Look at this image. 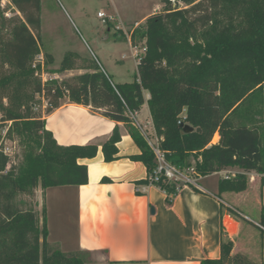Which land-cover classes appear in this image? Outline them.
I'll list each match as a JSON object with an SVG mask.
<instances>
[{"label":"trees","instance_id":"trees-1","mask_svg":"<svg viewBox=\"0 0 264 264\" xmlns=\"http://www.w3.org/2000/svg\"><path fill=\"white\" fill-rule=\"evenodd\" d=\"M10 1L25 21L14 22L10 37L0 39V264L89 262V252L62 251L48 241L45 205L41 222L37 210L16 202L21 194L34 195L38 187L87 184L88 166L81 161L95 158L99 151L92 143L58 144L46 128L45 116L35 110L36 95L49 99L45 114L67 97L125 123L141 151L130 158L147 168L148 176L141 183L149 184L157 167L156 156L132 116L145 103L168 161L181 169L194 167L202 176L229 167L243 170L220 179L219 193L245 191L248 173L264 174V128L259 124L264 108V0H178L187 8H174L165 0L164 9L134 32L146 39V49L131 81L116 82L98 64L92 71L47 83L37 76L41 64L33 67L41 53V0ZM6 11L0 7V32L9 21ZM70 65L63 63L58 71L72 69ZM182 123L193 130L186 132ZM216 133L220 140L212 143ZM15 138L23 153L21 161L12 165L1 146ZM119 141L117 125L102 144L106 162L119 159ZM261 183L263 189L264 177ZM154 185L167 194L171 205L179 191L176 183L162 176ZM260 224H264V206ZM233 249L234 240L222 226L221 256L204 258L200 264H263L262 256L254 260Z\"/></svg>","mask_w":264,"mask_h":264},{"label":"crops","instance_id":"crops-1","mask_svg":"<svg viewBox=\"0 0 264 264\" xmlns=\"http://www.w3.org/2000/svg\"><path fill=\"white\" fill-rule=\"evenodd\" d=\"M146 98H149L148 93ZM44 116L46 128L53 133L58 144L92 143L99 147L95 158L81 161L88 166L89 182L81 186L68 185L67 188V193L76 203L75 251L85 250L93 255V261L104 264H200L204 258L221 256L224 226L225 232L234 240V252L244 251L245 236L254 233L253 249L255 251L260 243L262 250L258 256H262L264 264V224L252 222L239 207H247L251 200L257 199L261 219L264 174L248 173L250 180L245 191L219 193L220 179L243 172L239 167H229L203 176L200 184L205 191L181 187L168 205L167 194L161 188L140 182L147 178V168L142 162L130 158L141 151L125 123L111 120L67 97L61 100L58 108ZM136 118L143 130L154 135L147 103ZM259 124L264 128V121ZM117 125L121 132L118 143L120 157L106 162L102 144L110 138ZM215 135L220 140L219 133ZM210 176H217V181L207 182ZM104 177L111 181L103 182ZM230 209L249 224L244 226L242 221L235 220ZM232 222L237 225L235 233L230 230L234 225ZM242 231L245 238L243 242L237 241ZM254 253L257 258V253Z\"/></svg>","mask_w":264,"mask_h":264},{"label":"rangeland","instance_id":"rangeland-1","mask_svg":"<svg viewBox=\"0 0 264 264\" xmlns=\"http://www.w3.org/2000/svg\"><path fill=\"white\" fill-rule=\"evenodd\" d=\"M9 2L11 1L9 0ZM9 2L6 5V8L10 10L9 21L7 28L0 32V39H2L1 37H10L11 25L14 22L25 21L24 15ZM165 5V0H41L40 54L43 55L44 65L39 61L41 70L37 71L38 78L42 83H47L52 79L62 81L74 75L92 71V68L99 64L111 75H116L114 76L115 81H131L138 64L135 54L138 52L141 56L146 49V39H141L134 32L139 26L146 25L145 18L151 15L156 8H160L157 10L159 13ZM181 5L183 8L188 7L183 2ZM0 7L3 9L1 4ZM99 12L112 15L114 19L106 18L104 22L103 18L99 17ZM63 63L71 64L72 69L58 71ZM261 93L264 101V89ZM6 101L4 99V102ZM48 102L49 99L45 96L36 95V112L45 115ZM262 114L264 121V108H262ZM135 119L137 120L136 114ZM4 128L6 131L8 126ZM146 132L148 133V131ZM150 135L154 140V135ZM218 140V136L215 135L212 143ZM1 150L8 154L12 165L18 164L22 159L23 147L17 138L3 141ZM215 181H217V176H210L207 179L209 183ZM67 188L68 185L50 187L46 190L38 187L34 195L21 194L17 197L16 202L23 208L33 207L37 210L41 222L42 210L45 205L49 229L48 241L58 245L62 251L70 252L76 249L77 214L76 203L67 193ZM250 202L247 207L240 205L239 207L250 217L252 222H260L258 201L256 199ZM233 218L239 222L242 221L244 226L249 224L240 215H233ZM236 227L237 225L234 223L230 229L232 233L238 231ZM244 231H242L240 239H237V241L243 242L246 237V242L244 241L242 246L245 247V250L240 252L258 260L262 250L261 245L259 243L254 251V233L250 232L248 237H244ZM254 252L257 253V258L253 256ZM87 258L89 260L87 264H104L93 261L91 254Z\"/></svg>","mask_w":264,"mask_h":264},{"label":"built area","instance_id":"built-area-1","mask_svg":"<svg viewBox=\"0 0 264 264\" xmlns=\"http://www.w3.org/2000/svg\"><path fill=\"white\" fill-rule=\"evenodd\" d=\"M169 1L172 4V7L183 8V6L181 5L182 4L181 1H178V0H169ZM8 2L9 0H2L0 3L3 9H7V11L5 12V15L7 17H9L10 15L9 14L10 10L6 8V5ZM9 3L11 4V2ZM98 15L99 17L103 18L104 22L106 21V18L110 20L114 19V16L107 15L104 12H99ZM135 55H136V58H139L138 52H136ZM42 60H43V55L38 54L36 56V60L33 64V67H37L38 64H41L40 62H42ZM42 65H44V62H42ZM37 75H38V72H37ZM132 116L135 119V115H132ZM135 125L141 129L142 133L144 134L146 140L148 141L149 145L151 146L156 156L157 167L154 173L149 177L150 184L157 183L160 180V178L163 176L165 179L176 183L178 190H180V188L183 186H189L198 191H205V189L200 184V181L203 176L199 174L194 167H190L187 169H181L177 165L168 161V159L166 158L165 152L162 150V148L159 145V141H158L156 134L154 133V140H153L151 135L147 133L145 130H143V128L140 126V124L137 122L136 119H135ZM5 133L6 131L4 130L3 134L5 135ZM227 177H230V176H227Z\"/></svg>","mask_w":264,"mask_h":264},{"label":"water","instance_id":"water-1","mask_svg":"<svg viewBox=\"0 0 264 264\" xmlns=\"http://www.w3.org/2000/svg\"><path fill=\"white\" fill-rule=\"evenodd\" d=\"M181 126L184 128L186 132L192 131L193 127L190 126L189 124L182 123Z\"/></svg>","mask_w":264,"mask_h":264}]
</instances>
